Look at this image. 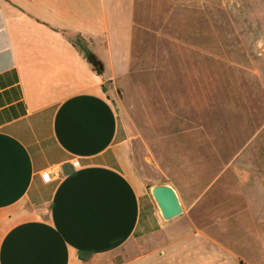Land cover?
Instances as JSON below:
<instances>
[{
    "label": "crops",
    "instance_id": "0c3cea01",
    "mask_svg": "<svg viewBox=\"0 0 264 264\" xmlns=\"http://www.w3.org/2000/svg\"><path fill=\"white\" fill-rule=\"evenodd\" d=\"M219 1L250 62L264 65V0ZM137 9L138 0H0V264H264V178L240 163L243 151L232 163L242 208L209 223L197 220L196 206L220 175L184 170L183 187L164 182L183 207L166 221L136 170L107 84L128 75L144 43ZM173 46L180 54L170 62L219 64ZM174 75L189 81L186 122L245 125L238 102L220 108L225 95L241 94L223 86L225 73ZM48 169L63 175L45 183Z\"/></svg>",
    "mask_w": 264,
    "mask_h": 264
},
{
    "label": "rangeland",
    "instance_id": "374dc122",
    "mask_svg": "<svg viewBox=\"0 0 264 264\" xmlns=\"http://www.w3.org/2000/svg\"><path fill=\"white\" fill-rule=\"evenodd\" d=\"M137 10V21L147 28L144 43L137 47L128 75L107 84L133 143L134 165L148 189L173 181L183 187L184 170L220 175L206 203L196 206L199 222L217 221L242 208L232 164L240 151V163L256 179L264 178L257 175L264 169V78L260 74L264 65L250 62L219 0H138ZM174 44L189 46L190 55L212 57L219 64L210 58L187 68L179 61L170 62V56L180 54ZM175 70L225 73L223 86L240 88L241 94L225 95L220 108L230 110L229 101L238 102L247 118L245 125L216 127L208 122L206 127H196L186 122L185 83L189 81L175 78ZM200 82L193 81L192 87ZM212 85L220 87L209 79ZM209 99L215 103L217 97ZM249 117L255 126H249ZM257 132L258 138L247 143Z\"/></svg>",
    "mask_w": 264,
    "mask_h": 264
},
{
    "label": "water",
    "instance_id": "95a60500",
    "mask_svg": "<svg viewBox=\"0 0 264 264\" xmlns=\"http://www.w3.org/2000/svg\"><path fill=\"white\" fill-rule=\"evenodd\" d=\"M64 175L74 172L70 164L62 166ZM152 196L162 214L164 220L169 221L183 214V207L176 190L167 184L157 185L149 188Z\"/></svg>",
    "mask_w": 264,
    "mask_h": 264
},
{
    "label": "trees",
    "instance_id": "16d2710c",
    "mask_svg": "<svg viewBox=\"0 0 264 264\" xmlns=\"http://www.w3.org/2000/svg\"><path fill=\"white\" fill-rule=\"evenodd\" d=\"M77 45L81 47V49H83L86 53V57L87 59L90 61V63H92L96 68H98V72L101 73L102 70L100 69L99 70V62L98 60L95 58V56L88 50V49H85V47H83V44H82V41L81 40H78L77 41ZM81 259L83 260V257H81Z\"/></svg>",
    "mask_w": 264,
    "mask_h": 264
},
{
    "label": "built area",
    "instance_id": "2783aa9c",
    "mask_svg": "<svg viewBox=\"0 0 264 264\" xmlns=\"http://www.w3.org/2000/svg\"><path fill=\"white\" fill-rule=\"evenodd\" d=\"M62 175L63 174L48 169L42 173V179L45 183H51L56 177L60 178Z\"/></svg>",
    "mask_w": 264,
    "mask_h": 264
}]
</instances>
